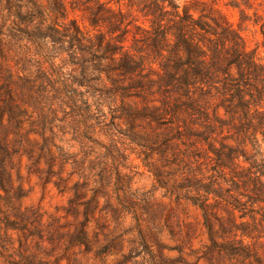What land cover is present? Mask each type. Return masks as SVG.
I'll return each mask as SVG.
<instances>
[{"label": "trees", "instance_id": "obj_1", "mask_svg": "<svg viewBox=\"0 0 264 264\" xmlns=\"http://www.w3.org/2000/svg\"><path fill=\"white\" fill-rule=\"evenodd\" d=\"M162 17L154 15L153 26L161 28ZM211 19L212 23L204 25L191 20L193 34L187 30L188 18L182 16L177 23L161 28L152 47L159 53H169L166 55L136 56L118 41H107L101 47L104 52L118 55L114 69L125 78L109 79L106 85L111 91L103 93L134 98V102L121 99L111 110V121L126 118L128 129L124 135L140 146L154 144L162 148L167 173L151 162L143 165L160 187L178 196L183 191L184 199L199 209L207 242L194 246L197 235L189 227L179 234L176 244H168L162 224L149 212L146 218L134 213L133 220L126 224L125 203L136 205L129 186L118 187L124 195L113 198L102 180L103 168L97 169L87 152L77 158V153L56 144L51 122L30 121L20 134L19 121H0V236L7 240L4 250L17 249L20 257L30 259L26 251L31 246L59 237L84 252L114 257L104 264H264V258L244 241L251 238L250 222L245 218L255 219V209L264 206V154L257 137L259 134L264 139V57L257 49L248 48L245 39L228 23L220 22L217 16ZM171 25L176 26L175 38L169 42L166 29L172 31ZM259 31V48L264 52V25ZM73 41L72 46L82 51L79 41ZM101 44L98 39L92 42V46ZM153 63L155 68L151 67ZM27 76V85L42 84L45 79ZM56 77L60 96L64 88L70 87L69 81L83 85L81 75L75 80H67L61 73ZM155 93L159 103L146 108L151 114L137 109L135 101H155ZM87 107L85 121L94 120L93 126L107 124L102 110ZM142 116L151 117L156 128L137 129L131 118ZM14 128L13 137H8V130ZM18 137L22 139L16 144ZM82 137L90 140L89 136ZM109 140L108 152L117 153L118 140L113 134ZM247 142L251 151L246 148ZM19 152L27 157L26 171L34 173L41 184H51L57 192L69 194L63 207L73 216L66 222L68 229L60 230L64 226L54 215L43 219L45 211L39 206L23 205L26 190L20 182L22 176L10 166L14 153ZM123 176L116 173L119 185ZM165 225L168 237L173 239L171 224ZM8 230L16 232L17 239ZM16 241L18 245L14 246Z\"/></svg>", "mask_w": 264, "mask_h": 264}, {"label": "rangeland", "instance_id": "obj_2", "mask_svg": "<svg viewBox=\"0 0 264 264\" xmlns=\"http://www.w3.org/2000/svg\"><path fill=\"white\" fill-rule=\"evenodd\" d=\"M154 15L163 16L161 28L177 23L180 16L188 18L186 24L190 34L194 32L191 27L194 21L201 25L210 24L211 17L217 16L220 22L228 23L245 39L248 48L257 49L264 57L259 48V28L264 25V0H0V121H19L22 129H16L20 134L30 121L51 122L56 144L77 153V158L87 152L88 158L94 160V166L103 168L102 180L109 186L113 198L124 195L118 187L129 186L136 205L130 207L132 203H125L126 224L133 220L134 213L142 218H146L147 212L153 213L164 228L165 242L176 244L179 234L183 235L192 227L197 235L194 246L198 247L207 242L199 209L184 199L183 191L178 196L173 190L160 187L150 169L143 165L151 162V165L167 173L169 169L165 157L160 154L162 148L154 144L140 146L124 135L128 120L114 118L112 122L110 116L111 110L122 98L117 92L116 95L103 93L108 89L111 91L109 79H125L118 76L114 69L118 62L114 60L118 55L101 49L107 41H118L136 56L169 54L166 51L159 53L152 47L153 41L158 38L156 33L161 29L153 26ZM175 28L171 25L172 31L166 29L169 42L175 38ZM46 35L52 36L55 41ZM74 39L79 41L82 51L72 46ZM97 39L102 44L92 46ZM151 67L155 68L156 64H151ZM58 73L67 80H75L81 75L83 85H72L69 81L70 87L64 88L63 96H60L56 92ZM28 74L45 79L42 84L27 85ZM154 97L155 101H135L137 109L151 114L146 108L159 103L158 94L155 93ZM133 99L128 96L122 100L134 102ZM85 105L91 111L95 107L102 110L107 124L93 126L94 120L85 121ZM131 119L139 130L156 128L149 116ZM92 128L95 131L90 132ZM13 131H16L15 128L8 130V137H13ZM112 134L118 140L120 149L117 153L108 152ZM84 135L90 140L83 138ZM257 137L264 154V139L259 134ZM21 139L16 138L15 143L19 144ZM246 148L250 150L248 142ZM20 153H14L10 166L13 171L18 169L21 173L20 182L26 190L23 205L39 206L40 211H45L43 219L48 214L54 215L64 226L60 230L68 229L70 225L66 222L72 221L73 216L63 207L68 203L69 194L57 192L51 184H41L34 173L26 171L27 157ZM65 168L69 170L70 165ZM116 173L124 175L119 179L120 185ZM14 178L17 180L15 174ZM255 210V219L245 218L250 222L251 238L244 241L264 258V206ZM222 214L225 215L224 212ZM166 222L171 224L173 239L167 235ZM8 233L17 239L16 232L8 230ZM0 239V264H104L114 258L84 252L77 245H67L64 238L55 237L52 241L45 240L41 245L31 246L26 251L30 259H25L19 256L16 248L12 249L13 252L4 250L3 244L7 246V240L2 236ZM15 245H18L17 241ZM169 254L176 255L177 252L169 251ZM6 256L13 257L7 260Z\"/></svg>", "mask_w": 264, "mask_h": 264}]
</instances>
